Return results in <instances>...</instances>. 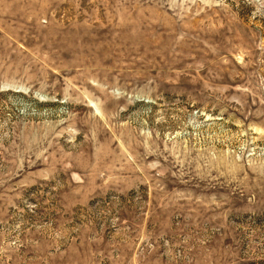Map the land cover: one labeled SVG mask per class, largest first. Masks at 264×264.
Returning a JSON list of instances; mask_svg holds the SVG:
<instances>
[{"label": "rangeland", "instance_id": "374dc122", "mask_svg": "<svg viewBox=\"0 0 264 264\" xmlns=\"http://www.w3.org/2000/svg\"><path fill=\"white\" fill-rule=\"evenodd\" d=\"M0 264H264V0H0Z\"/></svg>", "mask_w": 264, "mask_h": 264}]
</instances>
